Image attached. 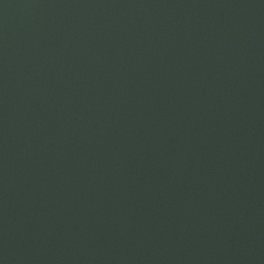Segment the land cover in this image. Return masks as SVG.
<instances>
[{
  "label": "water",
  "instance_id": "1",
  "mask_svg": "<svg viewBox=\"0 0 264 264\" xmlns=\"http://www.w3.org/2000/svg\"><path fill=\"white\" fill-rule=\"evenodd\" d=\"M0 264H264V0H0Z\"/></svg>",
  "mask_w": 264,
  "mask_h": 264
}]
</instances>
